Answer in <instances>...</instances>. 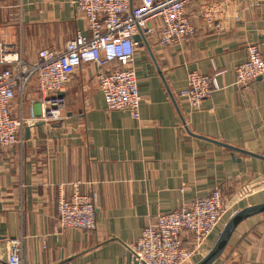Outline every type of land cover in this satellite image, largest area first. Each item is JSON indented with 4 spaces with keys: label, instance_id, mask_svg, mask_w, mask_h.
<instances>
[{
    "label": "crops",
    "instance_id": "obj_1",
    "mask_svg": "<svg viewBox=\"0 0 264 264\" xmlns=\"http://www.w3.org/2000/svg\"><path fill=\"white\" fill-rule=\"evenodd\" d=\"M74 1L0 0V57L3 47L34 62L41 49L63 51L77 34L90 37ZM186 13L195 27L187 43L161 48L156 19L148 46L135 51L139 120L107 109L98 67L88 64L59 94L60 122L37 121L28 138L24 130L19 144L0 149V264L12 241L23 264H139L128 247L154 217L221 187L226 214L197 263L234 214L264 203V160L221 145L264 157V77L249 89L235 84L249 45L264 56V0H196ZM191 72L215 75L219 87L199 110L181 97ZM39 97L32 82L12 102L13 116L32 108L39 115ZM74 186L96 197L93 231L58 225L57 204ZM214 264H264V214L243 221Z\"/></svg>",
    "mask_w": 264,
    "mask_h": 264
},
{
    "label": "built area",
    "instance_id": "obj_2",
    "mask_svg": "<svg viewBox=\"0 0 264 264\" xmlns=\"http://www.w3.org/2000/svg\"><path fill=\"white\" fill-rule=\"evenodd\" d=\"M196 0H140L131 6L130 0H75L74 7L87 23L90 37L82 34L67 42L63 51L41 49L34 62L1 47L0 66V149H9L21 141L23 131L37 121L47 124L64 118L66 100L60 92L71 76L82 66L98 67L95 80L109 111L128 112L140 118L139 93L134 56L139 43L134 40L141 31L145 38L152 34V20H160L158 45L166 48L187 43L195 35V27L186 8ZM210 24L212 16H204ZM235 84L243 89L264 77V56L258 45L247 47V56L235 70ZM34 82L39 97L40 113L31 109L28 117L13 116L12 102L24 98L27 87ZM219 89L216 76L191 72L187 87L181 92L194 110ZM61 229L93 231L96 222V197L73 187L70 199L57 204ZM223 191L217 187L205 198L196 199L180 210L159 214L144 228L135 243L129 245L132 259L139 264H195L211 234L220 226L226 214ZM2 264H23L17 241L10 242Z\"/></svg>",
    "mask_w": 264,
    "mask_h": 264
},
{
    "label": "water",
    "instance_id": "obj_3",
    "mask_svg": "<svg viewBox=\"0 0 264 264\" xmlns=\"http://www.w3.org/2000/svg\"><path fill=\"white\" fill-rule=\"evenodd\" d=\"M134 40L136 42H138L139 45H142L144 43L146 46H148V40H147V38H145L142 35L141 31H139V34L137 36H135ZM25 132H26V138H28L29 133H30L29 127L25 128ZM221 145L232 150L233 152L243 153V154L264 160V157L248 153V152L241 150V149H238L234 146H230L227 144H221ZM260 214H264V203L254 205V206H249V207L244 208L243 210L237 212L236 214H234L229 219V221L226 223V225L224 226V228H223L222 232L220 233L219 238H218L217 242L215 243V245L213 246V248L206 254V256H204V258H202L199 262H197L195 264H214L215 261L217 259H219L221 257V255L224 253V251L227 248V246L231 240V237L235 233L237 227L243 221H245L251 217L260 215ZM1 239L2 238L0 237V240Z\"/></svg>",
    "mask_w": 264,
    "mask_h": 264
},
{
    "label": "rangeland",
    "instance_id": "obj_4",
    "mask_svg": "<svg viewBox=\"0 0 264 264\" xmlns=\"http://www.w3.org/2000/svg\"><path fill=\"white\" fill-rule=\"evenodd\" d=\"M0 69H2V68H0Z\"/></svg>",
    "mask_w": 264,
    "mask_h": 264
}]
</instances>
